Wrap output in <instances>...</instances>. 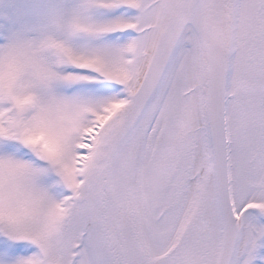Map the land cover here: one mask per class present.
Here are the masks:
<instances>
[{"label":"snow or ice","instance_id":"6c2138e0","mask_svg":"<svg viewBox=\"0 0 264 264\" xmlns=\"http://www.w3.org/2000/svg\"><path fill=\"white\" fill-rule=\"evenodd\" d=\"M0 264H264V0H0Z\"/></svg>","mask_w":264,"mask_h":264}]
</instances>
